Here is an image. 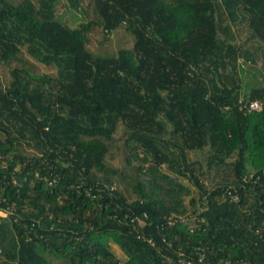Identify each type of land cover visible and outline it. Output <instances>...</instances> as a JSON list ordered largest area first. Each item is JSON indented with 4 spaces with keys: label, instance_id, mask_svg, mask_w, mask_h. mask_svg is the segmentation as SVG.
<instances>
[{
    "label": "trees",
    "instance_id": "trees-1",
    "mask_svg": "<svg viewBox=\"0 0 264 264\" xmlns=\"http://www.w3.org/2000/svg\"><path fill=\"white\" fill-rule=\"evenodd\" d=\"M36 1L0 0V264H264V0Z\"/></svg>",
    "mask_w": 264,
    "mask_h": 264
},
{
    "label": "rangeland",
    "instance_id": "rangeland-1",
    "mask_svg": "<svg viewBox=\"0 0 264 264\" xmlns=\"http://www.w3.org/2000/svg\"><path fill=\"white\" fill-rule=\"evenodd\" d=\"M10 3L17 4L21 0H7ZM37 3L36 0H32ZM90 3V0H82V5L84 9L74 10L71 9L66 2V0H58L55 6V17L62 23L68 25L71 28H76L80 23L85 22L87 19L92 17V6H87ZM243 36V35H242ZM243 38V37H242ZM134 41L133 35L128 32L124 27H117L112 30L109 34H104L102 29L94 28L90 32L89 42L87 44L88 49L95 54L112 56L116 55L118 49H130ZM21 55L23 58H26L32 63V68L37 72L51 73L55 71L52 67L43 66L37 64L29 55L22 50ZM15 62H0V84L2 87H5L10 79L9 71L13 67ZM250 86V85H249ZM122 131L121 128L118 129L115 134V141L112 142L111 146L106 155V161L110 166L116 167L123 172H128V165L123 160V148H122ZM203 159V156L201 155ZM115 186L120 188L125 194L128 195V186L126 182L122 180L120 176L115 178ZM112 251L118 257L119 264H125L126 257L123 252L120 250L119 246L112 244ZM50 259L53 264H59L60 259H57L53 256H50ZM2 257L0 256V259ZM51 263V264H52Z\"/></svg>",
    "mask_w": 264,
    "mask_h": 264
},
{
    "label": "built area",
    "instance_id": "built-area-1",
    "mask_svg": "<svg viewBox=\"0 0 264 264\" xmlns=\"http://www.w3.org/2000/svg\"><path fill=\"white\" fill-rule=\"evenodd\" d=\"M261 108V103L257 100L250 101L248 104V110H259ZM227 195L230 199L237 201L238 200V194L231 192L229 189H227L223 195ZM1 215H4L3 212H0ZM145 215V214H144ZM172 217L170 216L168 218V223H172ZM147 241L150 242L151 244H154V241L151 238H147ZM173 264H193L191 261H187L183 258H178L176 262H173Z\"/></svg>",
    "mask_w": 264,
    "mask_h": 264
}]
</instances>
